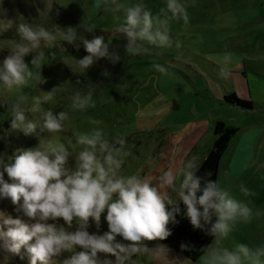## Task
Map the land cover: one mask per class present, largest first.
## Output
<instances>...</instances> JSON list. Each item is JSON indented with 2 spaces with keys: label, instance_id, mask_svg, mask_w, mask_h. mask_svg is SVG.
Returning <instances> with one entry per match:
<instances>
[{
  "label": "rangeland",
  "instance_id": "1",
  "mask_svg": "<svg viewBox=\"0 0 264 264\" xmlns=\"http://www.w3.org/2000/svg\"><path fill=\"white\" fill-rule=\"evenodd\" d=\"M117 2L142 3L153 15L166 7V0ZM181 2L186 6L189 21L187 25L183 20L170 21L171 47L146 45L150 54L132 56L124 50L126 38L114 30L115 16L122 13L112 7L96 10L92 7L94 0H0L8 18L16 19L17 23L40 25L49 31L54 25L76 27L78 35L88 40L105 37L110 50L115 49L121 56L116 64L101 59L81 72L75 60L87 53L80 41L70 44L57 39L51 48L42 44L45 59L40 67L29 64L33 77L27 85L10 91L0 85V132L13 141L16 147L13 152L38 146L35 136L26 137L10 127L8 106L18 95L27 94L30 99L24 107L28 109L29 119L38 121L48 110L54 114L64 111L69 117L63 131L43 133L41 141L45 137L53 143L65 142V138L75 141L76 135L101 128L109 141L125 139L124 150L130 154L123 158L122 174H139L157 184L165 171L175 172L193 156L198 157L197 165L202 162L213 143L214 123L223 121L238 132L221 159L217 181L230 196L248 204L254 215L247 223L236 222L222 246L233 249L237 244H246L254 248L264 244V106L252 107L249 102L264 104V77H261L264 75V0ZM4 23L0 19V61L8 54L6 41L19 39L15 26L4 30ZM92 26L93 32L89 33L87 29ZM30 60L31 55L26 57V62ZM154 64L165 67L167 74L156 71ZM40 72L43 81L37 79ZM89 87L93 89L90 106L85 110L72 108V95L76 91L86 93ZM54 88L57 90L50 101L41 102L37 112L30 111L32 97L43 96ZM234 93L247 105L238 104L239 98ZM93 120L101 123L93 124ZM253 133L256 135L250 139ZM3 135L0 134V141ZM4 178L12 182L6 173ZM241 184L253 195L244 196L240 192ZM162 190L171 192V189ZM15 207L10 200H0V211L14 218ZM257 211L261 213L258 217ZM105 217L106 211L101 216L99 230L90 221V234L103 235L109 230ZM57 223L64 224L62 219ZM116 239L129 243L119 236ZM145 243L149 248L160 244L159 241ZM81 250L77 247L75 251ZM69 255L64 253L59 259ZM98 256L105 258L103 253ZM107 258L115 260V257ZM2 259L0 253V264ZM133 259L136 264H203L200 259L192 262L172 250L164 257L142 253ZM10 264H30L26 249L13 256Z\"/></svg>",
  "mask_w": 264,
  "mask_h": 264
},
{
  "label": "clouds",
  "instance_id": "2",
  "mask_svg": "<svg viewBox=\"0 0 264 264\" xmlns=\"http://www.w3.org/2000/svg\"><path fill=\"white\" fill-rule=\"evenodd\" d=\"M92 7L96 10L112 7L115 12L122 13L115 16L114 30L126 38L124 50L132 56L150 54L146 45L171 47L170 21L183 20L185 25L189 21L181 0H166V7L156 15L142 3L94 0ZM0 19L5 22L4 30L15 26L19 37L6 41L8 54L0 61V85L5 91L27 85L33 77L29 64L40 67L45 59L42 44L51 48L57 39L83 44L87 55L75 60L81 72H86L101 59L112 64L121 59L115 49L110 50L105 37L88 40L78 35L76 27L54 25L49 31L40 25L17 23L16 19L8 18L2 6ZM93 27L87 31L93 32ZM29 55L30 63L26 62ZM228 59L226 56L225 62ZM153 67L167 74V69L160 64ZM37 79L42 80L41 72ZM57 88L43 96L32 97L34 103L30 111L37 112L41 102L50 101ZM92 96L91 87L86 93L76 91L71 97L72 108L87 109ZM29 99V95L20 94L8 106L10 127L26 137L35 136L38 146L18 149L11 157L0 154V200H10L17 213L14 218L0 211L2 264H10L11 258L19 255L22 248L26 249L30 264H136L133 257L138 254L167 256L170 253L167 246L157 244L149 248L145 242L163 241L171 236L168 226L178 223L176 216L181 214V203L183 216L192 228L213 238L200 250L199 259L203 264H264V244L254 248L246 244H237L233 249L222 246L233 225L238 221L249 222L254 213L248 204L233 198L218 181L210 179V171L199 176L197 156L184 162L175 172L165 171L157 184L139 174L124 175L121 172L123 158L130 154L124 150L125 139L109 141L101 128H93L76 135L75 141L65 138V142L53 143L47 137L41 141L43 133L63 131L69 117L64 111L54 114L48 110L38 121L29 119L28 109L24 107ZM92 123L99 125L101 121L93 120ZM5 173L11 183L5 180ZM162 189H171V192ZM240 192L244 196L253 195L243 184ZM105 211L109 230L103 235L90 234V221L99 230ZM260 215L259 211L255 213L257 217ZM60 219L64 224L57 223ZM50 220L54 223H48ZM118 236L129 243L118 242ZM77 247L82 250L75 251ZM180 248L181 251L191 250L183 243ZM64 253L70 255L59 259ZM98 253L105 254V258L101 259ZM107 257H115V260Z\"/></svg>",
  "mask_w": 264,
  "mask_h": 264
},
{
  "label": "trees",
  "instance_id": "3",
  "mask_svg": "<svg viewBox=\"0 0 264 264\" xmlns=\"http://www.w3.org/2000/svg\"><path fill=\"white\" fill-rule=\"evenodd\" d=\"M237 103L247 105L246 102L241 99H237ZM5 128H7V126ZM7 129L11 131L10 128ZM237 131V129L230 128L229 125L223 121H216L214 123L212 128L213 143L206 157L198 164L197 174L199 176H204L206 172L210 171L212 173L210 179L217 181L221 159ZM0 134L3 135L2 132H0ZM13 149L15 150L16 147L11 138L3 135L0 141L1 154L3 153L6 157H11L15 153V151L13 152ZM180 208L182 210L181 214L176 216L178 223L169 224L168 226L172 233L171 236L166 240L159 241V243L167 246L175 254L180 255L189 261L195 262L202 255L200 250L209 245L213 238L205 235L204 232L200 230H194L190 222L183 216L184 205L182 203L180 204ZM213 222H215V217L213 218ZM182 243L189 245L191 250L181 251L180 245Z\"/></svg>",
  "mask_w": 264,
  "mask_h": 264
},
{
  "label": "crops",
  "instance_id": "4",
  "mask_svg": "<svg viewBox=\"0 0 264 264\" xmlns=\"http://www.w3.org/2000/svg\"><path fill=\"white\" fill-rule=\"evenodd\" d=\"M244 77V74L242 75V78ZM261 77H264V75H262ZM243 80V79H242ZM234 96L235 97H238L239 99H243V98H241L237 93H234ZM248 97H250L249 95H248ZM250 103V105L252 106V107H256V106H264V104H261V103H259V102H253V101H250L249 102ZM217 121H219V120H217ZM238 132V131H237ZM237 134V133H236ZM236 136V135H235ZM234 136V137H235ZM234 137L232 138V140L234 139ZM231 140V141H232ZM231 141H230V143H231ZM212 142H213V136H212Z\"/></svg>",
  "mask_w": 264,
  "mask_h": 264
},
{
  "label": "snow or ice",
  "instance_id": "5",
  "mask_svg": "<svg viewBox=\"0 0 264 264\" xmlns=\"http://www.w3.org/2000/svg\"><path fill=\"white\" fill-rule=\"evenodd\" d=\"M256 135V133H253V134H251V136L249 137L250 139H251V137H253V136H255Z\"/></svg>",
  "mask_w": 264,
  "mask_h": 264
}]
</instances>
